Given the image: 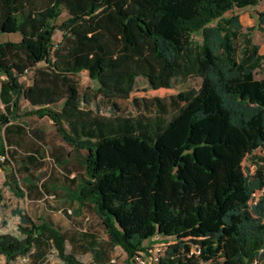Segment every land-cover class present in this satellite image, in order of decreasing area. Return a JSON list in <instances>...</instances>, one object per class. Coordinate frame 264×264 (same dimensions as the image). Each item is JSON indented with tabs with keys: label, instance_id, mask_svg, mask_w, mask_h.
<instances>
[{
	"label": "trees",
	"instance_id": "1",
	"mask_svg": "<svg viewBox=\"0 0 264 264\" xmlns=\"http://www.w3.org/2000/svg\"><path fill=\"white\" fill-rule=\"evenodd\" d=\"M263 2L0 0V35L22 36L0 43L7 114L23 99L71 147L87 151L84 175L72 182L77 198L131 263L152 250L145 242L162 237L173 241L159 264H215L230 240L241 264H264V195L251 205L264 189V151L256 155L264 149V54L240 17ZM63 12L68 19L57 25ZM258 22L264 31V11ZM32 71L25 86L21 78ZM83 72L97 84L84 94L75 80ZM190 78L201 79L199 90L146 101L153 116L101 118L87 110L100 99L117 107L139 80L159 91ZM248 156L254 173L244 168ZM17 215L21 236L0 233L7 264L38 261L49 244L64 264H83L53 221ZM91 251L104 264L101 246L93 242Z\"/></svg>",
	"mask_w": 264,
	"mask_h": 264
},
{
	"label": "rangeland",
	"instance_id": "2",
	"mask_svg": "<svg viewBox=\"0 0 264 264\" xmlns=\"http://www.w3.org/2000/svg\"><path fill=\"white\" fill-rule=\"evenodd\" d=\"M264 11V2L258 7L244 9L240 13L241 21L245 29L253 28L254 43L260 46L261 54H264V31H259L258 14ZM68 19L67 13L63 12L57 25ZM20 34H1V42H20ZM62 41V33L57 31L54 36L55 44ZM262 71L257 72V78H261ZM32 73L27 78H21L26 86L31 84ZM5 76L0 74V82ZM80 92L94 89L97 85L86 73H81L75 78ZM140 86L129 100L109 103L98 100L89 109L101 118L109 117H137L139 115L153 116L155 110H146L145 103L153 98L170 101L171 97H180L190 90H199L201 79L190 78L176 82L172 90L154 91L149 88L145 80H139ZM144 88L148 91L145 92ZM2 86L0 83V118L7 117L11 121L24 125L25 135L20 136L22 145L12 144L9 135V125L0 123V135L3 140L5 155H0V233L20 237L19 211L28 215L36 224L43 220H51L60 227L68 237V251L76 254L83 264H99L95 262V255L91 251V244L96 242L106 253L104 264H133L128 260L127 254L120 247L113 248L109 234L102 224L101 219L92 210L79 203L77 198L78 182L84 175V160L86 150H75L63 137L58 134L57 128L46 118H40L34 112L25 107L24 100L19 102V118H10L7 114L1 98ZM137 100L138 103L134 101ZM35 135L37 138H35ZM21 139L19 141H21ZM17 141V138H16ZM15 143V142H13ZM264 149L257 151L259 156ZM245 170L255 167L248 156L244 161ZM172 239L162 237L155 241L144 243L146 248H151L150 256H147L148 264H157L156 258H161L165 252V246ZM145 255V254H144ZM115 262V263H114ZM0 264H7L5 258H0ZM13 264H64L59 259L55 249L49 244L41 259L33 261L29 258H20ZM215 264H241L238 259V245L235 240L228 241L227 255Z\"/></svg>",
	"mask_w": 264,
	"mask_h": 264
},
{
	"label": "crops",
	"instance_id": "3",
	"mask_svg": "<svg viewBox=\"0 0 264 264\" xmlns=\"http://www.w3.org/2000/svg\"><path fill=\"white\" fill-rule=\"evenodd\" d=\"M29 85L30 84H28V86ZM24 103H25V107H28L30 110H33V111L36 110L35 108L31 107L30 104L27 101H24ZM19 108H20V106H19ZM19 108L17 109V112L15 113V115H10L11 116L10 118H13V120H15V118H19V116H18V113H19V110H20ZM6 115H7V113H6ZM46 119H48V118H46ZM10 123H11V121H9V123L6 124V125L10 126L8 132H9V135H10L12 141L15 142V143L12 142V144L16 145V148H18V145H22V139H21L20 136H24L25 135V130L23 128L24 125L22 126L21 124H18L17 122H14L11 125H10ZM16 138H17V141H16ZM35 138H37L36 135H35ZM20 139H21V141H19Z\"/></svg>",
	"mask_w": 264,
	"mask_h": 264
},
{
	"label": "built area",
	"instance_id": "4",
	"mask_svg": "<svg viewBox=\"0 0 264 264\" xmlns=\"http://www.w3.org/2000/svg\"><path fill=\"white\" fill-rule=\"evenodd\" d=\"M264 195V189L262 190H257L255 191L253 194H252V199H251V205H256L259 203L260 199L262 198V196ZM151 251V250H150ZM150 251H149V254L146 255L147 256H150ZM164 255V254H163ZM146 257H138L136 258V264H148L147 263V259ZM160 257V256H159ZM157 257L156 258V263L159 264L160 262V258Z\"/></svg>",
	"mask_w": 264,
	"mask_h": 264
}]
</instances>
